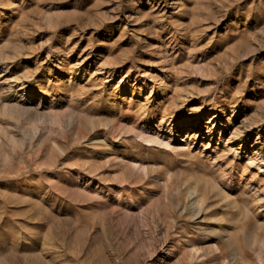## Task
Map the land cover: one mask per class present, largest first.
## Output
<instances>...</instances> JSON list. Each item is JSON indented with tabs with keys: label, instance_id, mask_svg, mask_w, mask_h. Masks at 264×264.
<instances>
[{
	"label": "rangeland",
	"instance_id": "374dc122",
	"mask_svg": "<svg viewBox=\"0 0 264 264\" xmlns=\"http://www.w3.org/2000/svg\"><path fill=\"white\" fill-rule=\"evenodd\" d=\"M262 143L264 0H0V264H264Z\"/></svg>",
	"mask_w": 264,
	"mask_h": 264
},
{
	"label": "bare ground",
	"instance_id": "6f19581e",
	"mask_svg": "<svg viewBox=\"0 0 264 264\" xmlns=\"http://www.w3.org/2000/svg\"><path fill=\"white\" fill-rule=\"evenodd\" d=\"M201 123V120L200 119H197L195 122H193V123H188L187 125H186V127H181V128H179L180 130H184L183 132H184V136H185V138H187L186 139V144H188V142H187V140H188V138H190L191 139V141H192V143L191 144H194V143H196V141L198 140H203L205 137H212V136H214V134H216L215 133V130L217 131V140H221V136H220V134H221V132H224L225 131V129H226V127H228L229 126V124H230V118L229 119H227V122L226 123H221V121H220V118H219V116H212V117H210V118H208V120L206 121V122H204L205 124H200ZM206 129L205 130V132H203V130L202 129H204V128ZM146 129V128H145ZM187 130H189V133H188V131ZM202 130V131H201ZM142 134H143V132H142ZM142 137H143V135H141ZM146 136H148V135H146ZM162 137V136H161ZM147 138V137H146ZM149 138V137H148ZM231 138L232 139H234L236 142H239V143H243V142H245V140H247V137L246 136H242V135H240V136H236L235 134H233V136H231ZM144 139H145V137H144ZM154 140H156V141H161V138H159V136L157 135V134H155V136H154V139H153V141ZM151 141V140H150ZM155 141V142H156ZM180 141V140H179ZM163 143V142H162ZM262 145H264L263 143H262ZM261 145V146H262ZM189 147V146H188ZM191 147V146H190ZM189 150H190V148H189ZM261 163V162H260ZM262 163H263V165H264V158H263V160H262ZM260 166V165H259ZM261 169V168H260ZM259 170V169H258ZM260 172V171H259ZM247 185V184H246ZM200 199V198H199ZM193 202V201H192ZM198 203V202H197ZM196 206H197V204H196Z\"/></svg>",
	"mask_w": 264,
	"mask_h": 264
}]
</instances>
